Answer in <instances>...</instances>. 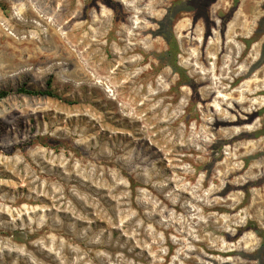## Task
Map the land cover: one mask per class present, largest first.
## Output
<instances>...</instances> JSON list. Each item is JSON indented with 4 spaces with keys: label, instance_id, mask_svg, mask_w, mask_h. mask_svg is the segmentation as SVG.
Returning <instances> with one entry per match:
<instances>
[{
    "label": "rangeland",
    "instance_id": "rangeland-1",
    "mask_svg": "<svg viewBox=\"0 0 264 264\" xmlns=\"http://www.w3.org/2000/svg\"><path fill=\"white\" fill-rule=\"evenodd\" d=\"M18 88L0 264H264V0H0Z\"/></svg>",
    "mask_w": 264,
    "mask_h": 264
},
{
    "label": "trees",
    "instance_id": "trees-1",
    "mask_svg": "<svg viewBox=\"0 0 264 264\" xmlns=\"http://www.w3.org/2000/svg\"><path fill=\"white\" fill-rule=\"evenodd\" d=\"M189 2H196V0H188ZM214 0H209V3L213 2ZM208 2V1H207ZM12 92H18V93H24L28 95H35V96H51L53 93L52 91L48 89H27V88H18L15 91L12 89H0V98H5L9 96ZM261 234L264 233L262 232ZM264 238V237H263Z\"/></svg>",
    "mask_w": 264,
    "mask_h": 264
},
{
    "label": "bare ground",
    "instance_id": "bare-ground-1",
    "mask_svg": "<svg viewBox=\"0 0 264 264\" xmlns=\"http://www.w3.org/2000/svg\"><path fill=\"white\" fill-rule=\"evenodd\" d=\"M233 7V6H232Z\"/></svg>",
    "mask_w": 264,
    "mask_h": 264
}]
</instances>
